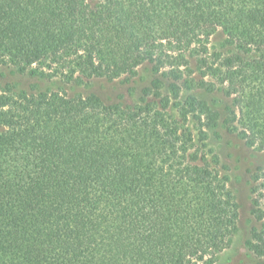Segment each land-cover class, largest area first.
Instances as JSON below:
<instances>
[{
    "label": "trees",
    "instance_id": "trees-1",
    "mask_svg": "<svg viewBox=\"0 0 264 264\" xmlns=\"http://www.w3.org/2000/svg\"><path fill=\"white\" fill-rule=\"evenodd\" d=\"M0 64L151 71L133 104L0 86V264H210L230 244L239 205L205 141L220 123L264 149V0H0ZM250 178L241 264H264V164Z\"/></svg>",
    "mask_w": 264,
    "mask_h": 264
},
{
    "label": "rangeland",
    "instance_id": "rangeland-1",
    "mask_svg": "<svg viewBox=\"0 0 264 264\" xmlns=\"http://www.w3.org/2000/svg\"><path fill=\"white\" fill-rule=\"evenodd\" d=\"M219 42L220 35H214L211 45L217 47ZM39 71L35 65L25 71H19L11 64H0V86L10 85L16 92L28 93L58 89L68 95L94 93L106 103L133 104L138 99L140 88L151 79L150 67L147 64L141 66L138 75L131 80L94 78L78 84L63 83L58 77L44 76ZM202 96L222 112L226 100L220 97V94L203 93ZM207 134L206 147L217 155L222 172L227 177L228 187L239 205L237 228L231 242L210 264L251 262L254 257L246 246L249 230L254 224L250 214V177L256 167L264 164V149L247 145L235 133L225 131L220 123L215 128L208 129Z\"/></svg>",
    "mask_w": 264,
    "mask_h": 264
}]
</instances>
